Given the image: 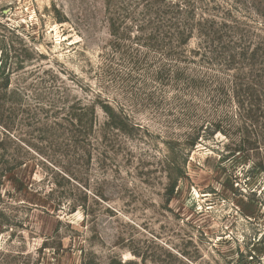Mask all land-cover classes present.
<instances>
[{"label": "rangeland", "instance_id": "1", "mask_svg": "<svg viewBox=\"0 0 264 264\" xmlns=\"http://www.w3.org/2000/svg\"><path fill=\"white\" fill-rule=\"evenodd\" d=\"M0 264H264V0H0Z\"/></svg>", "mask_w": 264, "mask_h": 264}, {"label": "trees", "instance_id": "2", "mask_svg": "<svg viewBox=\"0 0 264 264\" xmlns=\"http://www.w3.org/2000/svg\"><path fill=\"white\" fill-rule=\"evenodd\" d=\"M106 115L111 119V114H109V112H108V114L106 113ZM173 192V191H172Z\"/></svg>", "mask_w": 264, "mask_h": 264}]
</instances>
